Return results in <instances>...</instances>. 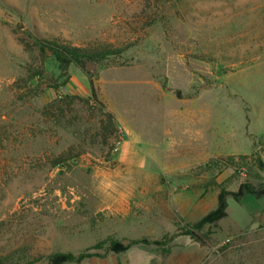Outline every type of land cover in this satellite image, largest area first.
<instances>
[{"label": "rangeland", "instance_id": "374dc122", "mask_svg": "<svg viewBox=\"0 0 264 264\" xmlns=\"http://www.w3.org/2000/svg\"><path fill=\"white\" fill-rule=\"evenodd\" d=\"M34 39L135 45L70 66L56 90L47 48L45 81H25L20 41ZM90 82L118 131L107 145L94 102L44 112L63 93L88 100ZM127 139L143 164L130 172ZM65 152L81 155L53 166ZM243 183L264 187V0H0V257L49 264L136 241L119 264H264V197L227 196L205 245L185 235Z\"/></svg>", "mask_w": 264, "mask_h": 264}, {"label": "trees", "instance_id": "16d2710c", "mask_svg": "<svg viewBox=\"0 0 264 264\" xmlns=\"http://www.w3.org/2000/svg\"><path fill=\"white\" fill-rule=\"evenodd\" d=\"M20 43L22 44L25 53L29 57L28 64L25 67V81H45L44 79H46V75L44 69V60L46 53L44 52V49L47 48L51 53V56L56 61L59 70L58 80H62L60 84H57L58 82L53 80V78H47V89L56 90H61L64 87L65 82L68 80V70L70 66L74 65L84 72L88 66L107 63L110 60L120 58L126 51L135 45L134 43H126L117 46L106 42H90L85 45L74 46L67 41H61L58 39L47 42L34 39L33 44H30L27 41H20ZM90 87L91 95L88 100L85 101L82 98H76L63 93L57 99L48 103L47 106L44 107V112L47 114V116L49 115L55 121H60L64 118L65 110L70 109L74 100H79L80 102L84 103L89 101L94 102L102 109L103 113V120L100 123L98 135L101 139L100 141L104 145H107V141L115 137L118 131L115 127L112 113L104 111L106 109L100 103L92 82H90ZM112 149L113 148L110 147V150ZM80 155V152L75 156L71 155L69 152L62 153L56 160L53 161L52 165L57 166L65 164L79 157ZM229 195L233 197L235 201H240L245 196H253L257 199H261L264 197V187L254 188L248 183H243L239 186L237 192L232 194H228L224 190H221L218 195L216 208L201 220L193 224L185 232V235L190 236L197 243L205 245L206 238L200 233L206 226H214L226 217V198ZM137 243L138 242L136 241H131L130 243L124 245L121 242H110V244L106 247V252L115 254L124 253ZM98 246L99 245L88 248L79 254L54 253L48 257V262L49 264H80L92 257L104 258L105 254L98 255L93 252L98 249ZM0 264L21 263L13 261L8 257H0Z\"/></svg>", "mask_w": 264, "mask_h": 264}, {"label": "crops", "instance_id": "0c3cea01", "mask_svg": "<svg viewBox=\"0 0 264 264\" xmlns=\"http://www.w3.org/2000/svg\"><path fill=\"white\" fill-rule=\"evenodd\" d=\"M132 140H125L123 142H121V152L119 155V160L120 163H122L124 165V169L127 172L133 171V169L135 168H140L143 167V164L140 162H135L134 160L130 159L128 157V153L126 152L127 150H129L130 146H131ZM119 175V174H117ZM122 178V177H120ZM119 176L117 178H114L115 182H118L120 179ZM126 177H123V179H125ZM111 184H114V182L110 181ZM115 200H118L115 197ZM119 258L118 255L115 253H109L106 254L104 258H97V257H92L90 259H87L85 261H83L80 264H119L118 262Z\"/></svg>", "mask_w": 264, "mask_h": 264}, {"label": "water", "instance_id": "95a60500", "mask_svg": "<svg viewBox=\"0 0 264 264\" xmlns=\"http://www.w3.org/2000/svg\"><path fill=\"white\" fill-rule=\"evenodd\" d=\"M48 56H50V53L48 54Z\"/></svg>", "mask_w": 264, "mask_h": 264}]
</instances>
